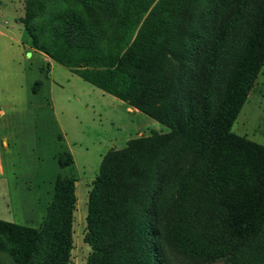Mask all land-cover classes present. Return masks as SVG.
I'll return each instance as SVG.
<instances>
[{"label": "trees", "instance_id": "obj_1", "mask_svg": "<svg viewBox=\"0 0 264 264\" xmlns=\"http://www.w3.org/2000/svg\"><path fill=\"white\" fill-rule=\"evenodd\" d=\"M41 1L32 8L27 0L22 20L34 48L171 129L128 139L125 147L102 156L88 193L85 240L94 251L87 264H170L158 222L165 204L173 210L172 234L181 249L197 257L216 254L222 242L199 237L190 217L207 189L224 196L227 231L235 232L223 249L236 254L239 244L246 245L239 238L247 234L264 238V146L231 132L264 60V0H132L122 14L114 0H80L100 23L121 30L113 45L103 47L93 43V30L80 15L64 9L50 16L51 30L36 33L30 23ZM249 10L245 46L216 105L219 57ZM79 61L85 68L79 69ZM173 140L184 146L170 145ZM163 151L167 154L159 158ZM72 164L70 153H60V168ZM75 182L72 176L59 177L48 209L61 225L64 247L71 243ZM38 240L36 229L0 220V252L11 264H27ZM205 241L211 243L204 247ZM258 250L255 260L264 264V239Z\"/></svg>", "mask_w": 264, "mask_h": 264}, {"label": "rangeland", "instance_id": "obj_2", "mask_svg": "<svg viewBox=\"0 0 264 264\" xmlns=\"http://www.w3.org/2000/svg\"><path fill=\"white\" fill-rule=\"evenodd\" d=\"M258 2L253 0V3ZM26 4L27 0H0V220L38 231L37 247L27 264H87L94 251L85 240L88 193L99 173L102 156L110 149L125 147L128 139L154 133L170 134L171 129L137 111L134 105L91 85L72 68L34 52L22 22ZM36 5L37 0H32V8ZM114 5L116 13L122 14L130 10L132 0H114ZM62 9L81 16L93 30V43L99 47L104 43L113 45L115 36L121 31L116 26L100 23L96 14H88L80 0L41 1L30 27L36 33L49 29L50 16ZM250 10L242 24L227 38L219 57L213 89L216 105L229 68L245 46L246 33L252 25ZM246 18L249 23H245ZM175 60L177 57L172 61ZM77 64L79 69L86 65L83 61ZM231 132L264 146V60ZM170 145L184 146V143L173 140ZM63 152L72 155L73 164L61 169L58 157ZM164 154L167 153H158L159 158ZM68 159L67 155L62 156L64 162ZM64 176L77 180L69 247L60 246L65 240L59 234L61 225L55 216L48 214L54 200L56 180ZM205 193L204 201L201 200L197 209L190 212L192 228L199 237L206 236L215 244L223 243L229 236L235 239V232L227 231L229 213L224 196L219 190L210 192L207 189ZM172 214L173 210L165 204L158 216L162 244L170 264L262 263L256 261L255 256L260 258L258 247L264 238H258L256 234L239 238L246 245L239 244L236 254L223 249L222 243L216 245V249H221L209 257L187 253L173 237L175 218ZM211 242H206L204 247ZM0 264H11L9 256L2 252Z\"/></svg>", "mask_w": 264, "mask_h": 264}, {"label": "crops", "instance_id": "obj_3", "mask_svg": "<svg viewBox=\"0 0 264 264\" xmlns=\"http://www.w3.org/2000/svg\"><path fill=\"white\" fill-rule=\"evenodd\" d=\"M28 34V33H27ZM29 39H30V37H29ZM30 44H31V41H30ZM32 50L34 51V52H36V53H38V54H40L42 57H44V58H47L48 60L49 59H51L48 55H46L44 52H42V51H40V50H38V49H36V48H34V47H32ZM53 60V59H52ZM55 61V60H54ZM56 62V61H55ZM48 65H50V63H47ZM92 85V84H91ZM97 88V87H96ZM99 89V88H98ZM102 91V90H101ZM106 93V92H105ZM109 94V93H108ZM111 95V94H110ZM113 96V95H112ZM115 97V96H114ZM117 98V97H116ZM120 100V99H119ZM122 101V100H121ZM128 108V107H127ZM135 109V108H134ZM135 110H137V109H135ZM137 111H139V110H137ZM3 112V111H2ZM140 112V111H139ZM62 169V168H61Z\"/></svg>", "mask_w": 264, "mask_h": 264}]
</instances>
